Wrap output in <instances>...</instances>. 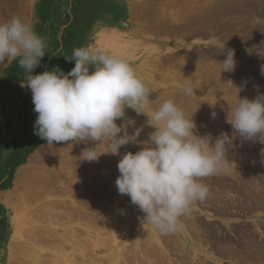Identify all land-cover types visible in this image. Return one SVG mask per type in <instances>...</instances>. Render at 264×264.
<instances>
[{
    "label": "bare ground",
    "instance_id": "obj_1",
    "mask_svg": "<svg viewBox=\"0 0 264 264\" xmlns=\"http://www.w3.org/2000/svg\"><path fill=\"white\" fill-rule=\"evenodd\" d=\"M0 1L2 2V4L0 2L2 7L0 10H4V8L10 9V0ZM104 1L107 2L104 13L101 11L95 12L96 16L93 17L94 31H92V34H97L98 38H105L106 36L108 48H114L113 52L114 50L116 51L114 55L117 56L116 53H119L120 58L124 60L125 57H129L130 52L129 49L128 52L125 50L126 47L124 49L121 48L122 39L120 34L122 33L115 31L114 28V26L123 28L122 25H124L125 17L128 14L126 7L121 5L122 1H126L130 6L129 10L132 20L137 23H144V28L141 30L144 37L147 36L151 39L153 38L152 35L176 37L183 35L185 31H190L192 34H197L198 37L199 35L202 36L201 39L210 38L213 41L214 36L224 32L222 39H220L222 41L216 39L219 45H210L208 49L204 48L205 50L192 48L185 51L172 52L158 59L156 57V64L170 66L171 68L172 66L175 68L180 66L181 71L179 69L176 72L174 71V73L158 74L159 78L156 79L154 77H157V75L151 71V68L144 65V63H140L136 67L135 72L138 77H144L149 81L150 85L147 83L146 86L152 90L150 99L153 100V105L158 106L165 99H173L184 108L190 117L193 116L195 123L199 124L205 121L212 124V121H225V123H220L221 125L214 123L205 129L197 127V134L210 133L214 138L221 131L231 134L232 128L230 124L226 123L225 109L228 107L227 104L234 105L236 103L235 98L237 96L233 84L236 86L246 84L240 93V95H243L245 90L247 91L252 87L253 79L258 81L259 78L264 77L260 72L259 64V67H255V62H252L251 56L246 51V49L259 45L264 41V25L257 24L259 19H264V0H209L208 5L206 3L203 4L207 0ZM115 1H119L120 4L118 5ZM98 2H101V0L93 2L92 0H80L78 8L83 13L85 7L89 4L90 7L92 5L94 8L99 7L100 3ZM11 9L13 10L14 8ZM20 9L24 10L26 8L21 6ZM40 11H43L42 5L35 10V15L38 16ZM84 18L78 24H84ZM148 22H152L153 25L146 26ZM97 26H99V30H97ZM223 29L226 31H222ZM235 30H237L236 33ZM237 32L240 34H237ZM223 44H226V48L230 49L232 47H245L236 52L237 67L234 72L221 73L218 62L225 58L219 51L220 46ZM152 62L149 63L152 65ZM198 70L207 71L188 80L184 79L188 71L198 72ZM182 71L184 73H181ZM186 84H191L196 89V92L194 91L190 97L184 96L182 91L177 90H183ZM244 97H248V95ZM213 111L217 113L215 119H212L211 116ZM145 136V139L148 138L147 135ZM262 147L264 145L258 142L248 141L242 144L241 140L237 138L230 149L232 152L234 151L235 156L230 157L228 153V157L234 162L238 161L237 158L241 154L246 156L247 152L252 153L255 157L256 154L260 153ZM77 154L76 156H78ZM61 157L60 155V161L63 159ZM74 158L70 165L72 172L71 174L69 173V176L65 177L61 171H57L58 174L56 176L59 180L52 194H57L60 200L47 198L41 204V207L37 206L39 209L28 205L21 206L22 204L18 205L19 207L16 206L19 208L18 212L22 213L23 217L20 218L27 219L23 221L24 226L20 222L18 214V217L14 216L13 221L11 220L9 224L2 219L0 232L7 235L10 230L18 237L15 236L14 242L11 244L13 255L8 256L5 254L4 257H0V264H30L32 261L34 262L33 264H62L59 260L55 263H49L51 260H40L41 244H55L60 249H64V245H68L72 247L74 252L79 251L80 264H97L100 257L97 258L94 249H88L89 245L86 247L81 245L80 249L76 248L82 238L80 234H77V231H74L69 226L76 221L86 233L85 241L89 243L90 239L94 238L90 245L96 246L101 243L103 247L106 246L110 249L108 257L105 259L107 260L105 264H122V262L123 264H225V261L220 259L226 260L227 264H264V222L262 223L261 220H254L253 224L246 221L242 223L225 222V226H222L218 222L210 220L217 216L237 219V217L247 216L248 214H253V212L264 211V173H261L262 168H260L261 166L264 167L263 163L251 165V170L248 173L244 171L245 173L243 174L241 171L243 166L240 167L239 164L238 166H232L229 173L219 174L215 179L204 178L202 182L209 187L207 199L202 203L196 202L191 206L190 211L181 218L182 228L180 231L163 235L150 224L142 225L140 218L143 213L137 206L130 203V197L127 195L120 196L115 184L118 174H108V171L107 174L101 173L98 168L104 164L102 162H95V165L94 162L81 161L79 156ZM100 160L103 159L101 158ZM63 164L64 162H61L60 166H62V169H68L67 165ZM105 167L109 169V166ZM238 167H240L241 173L236 169ZM245 168L242 170H245ZM234 169L236 170L234 171ZM21 177H24L23 180L28 179L27 182L34 188V191L30 190V195L27 191L26 193L24 192L25 195L23 200H20L21 202L24 201L25 203L27 201L30 204V201L43 197L46 190L39 187V184L43 183L42 186L48 185L50 182H48V179L47 181L44 180L45 178L41 179L39 175L27 176L25 172L21 174ZM53 182L51 181L50 183ZM69 186L74 190L72 202L64 199L71 193ZM27 188L30 187L27 186ZM12 195L15 194L12 193ZM10 198H13V196ZM39 202H41V199ZM123 205L125 206L122 207ZM202 209L209 211L202 215L200 214ZM143 227H149L151 235L148 236L146 234L148 237L145 238L144 236L143 239H141V236V240L138 243L129 244L128 242L133 240L136 232ZM57 228H63L65 232L61 237L53 233H57ZM24 236L27 237L25 241L23 240ZM119 245L121 247L117 249ZM76 256L60 255L67 262H64L65 264H76ZM172 256L175 260L171 259Z\"/></svg>",
    "mask_w": 264,
    "mask_h": 264
},
{
    "label": "clouds",
    "instance_id": "obj_2",
    "mask_svg": "<svg viewBox=\"0 0 264 264\" xmlns=\"http://www.w3.org/2000/svg\"><path fill=\"white\" fill-rule=\"evenodd\" d=\"M46 39L20 16L0 23V71L16 62L23 70L20 87L30 89L34 111L38 114L34 132L48 144L89 142L95 147L81 151V161L96 162L101 155L119 157L118 193L130 197V203L143 213L142 225H152L163 235L181 230V218L196 202H204L209 187L204 178L229 173L234 161L228 158L233 142H258L264 145V92L254 99L241 97L245 85L233 84L237 101L227 104L226 123L232 133L221 131L215 138L209 133L197 134V124L173 99H165L145 112L153 100L152 90L137 76L126 60L91 46L72 50L68 61L75 66L65 73L53 69L34 74L46 54ZM224 59L222 72L237 67L234 49L220 46ZM264 61V41L246 49ZM264 75V63L260 65ZM196 89L186 84L182 94L193 95ZM126 109L146 115L147 126L154 129L147 140H139L143 128L129 134L135 120L126 118ZM212 119L217 117L215 111ZM118 120L123 123L118 124ZM139 145L136 152L121 154L125 145ZM100 146L107 151L100 152ZM264 158V147L260 149Z\"/></svg>",
    "mask_w": 264,
    "mask_h": 264
},
{
    "label": "rangeland",
    "instance_id": "obj_3",
    "mask_svg": "<svg viewBox=\"0 0 264 264\" xmlns=\"http://www.w3.org/2000/svg\"><path fill=\"white\" fill-rule=\"evenodd\" d=\"M10 1H11V5L9 7L15 8V9H20L21 6L23 8L24 4L25 5L28 4L27 9L21 10V13L22 14L27 13L28 17L23 15L22 18L25 20H28L27 22H29L34 27L35 31L40 36L44 37L46 39V42H47L46 54L42 58L40 66L35 69L34 74H40L44 71H51L53 69H56L57 71L59 69H61L65 73L71 71V69L75 66V62L74 61H71V62L68 61L65 58V56H68L70 58L71 54H72V50L74 48H77V47L91 46L95 49L103 50L106 53L111 54V55H114L116 52L115 50L113 52L114 48L113 49L108 48L109 45L106 44L107 43L106 36H105V38H98L97 34H95V35L92 34L93 33L92 31H94L93 30V27H94L93 17L96 16L95 12L101 11L102 13H104L105 8H106V3H107L104 0H101V2H98V3H100V5L97 8H94L93 5H92V7H90V4H89L87 7H85V10L83 11V13H81V10L78 8V4H79L80 0L79 1H77V0H72V1L44 0L43 4H42V7L44 8V10L40 11L38 13V16L35 15V6L39 2V0H10ZM93 1H97V0H92V2ZM132 1L135 2L137 0H132ZM141 1H144V0H138L137 2H141ZM208 1L209 0H207L206 2H203V4L206 3V5H208ZM225 1H229V0H225ZM118 2H116V3L119 5L120 2L119 3ZM1 4H2V2H1ZM200 4H202V2H200ZM16 5H17V7H16ZM121 5L123 7H126L125 9L128 10V14L125 17L124 25H122L123 28H121V27L116 28V26H114V28H115V31H119L122 33V34H120L121 35L120 38L122 39L121 40V43H122L121 48L124 49L126 47L125 50H127V52L129 49L130 55H129V57H125V60L130 63V65L134 68V70L136 69L137 66L140 65V63H144V65L151 68V71H153V73L155 75H157V77L156 76L154 77L156 79L159 78L158 74L160 75V74H166V73H174V71L176 72L177 70L180 69V66L179 67L177 66V68L172 66V68H171L170 66H162V65L156 64L155 62H157L158 58H160V57L163 58L164 56H167L168 54H170L172 52L185 51V50H189L192 48H194L195 50H200V49L203 50L204 48L208 49V47L210 45L211 46L215 45V44L219 45V42L216 39L220 40V39H222L221 37L224 35L223 34L224 32H223V33H220V35H216L217 37L214 36L215 40L213 39V41L210 38L209 39L206 38L205 40L203 38L201 39L202 36L199 35V37H198L197 34H192L190 31H188V32L185 31L183 35L176 36V37L166 36V35H152L153 36L152 39L147 37V36L144 37L143 33L141 32V30H143V28H144V26H143L144 23L143 22L137 23V22H134L132 20V18L130 16V10H129L130 6L126 3V1H124V2L122 1ZM0 8H2L1 5H0ZM82 18L85 19L84 24L83 23L78 24V22H81ZM0 19H2V18H0ZM3 19L8 20L9 18L7 17V18H3ZM257 24L264 25V19H259V21H257ZM152 25H153L152 22H148L146 24V26H152ZM99 26H97L98 28L96 27L97 30H99ZM103 26L106 27L104 24H103ZM190 30H192V29H190ZM222 31H226V30L223 29ZM236 31L237 30H235V33H236ZM238 33L239 32H237V34ZM191 35H193L194 37ZM209 40H211L212 42ZM220 41H222V40H220ZM210 42H211V44H209ZM144 47H146V48H144ZM244 48L245 47H232L231 49H234L235 53H236L237 51H240V49L242 50ZM116 54L118 57H120L119 53H116ZM125 54H127V53H125ZM249 56H251V59L253 60L252 62L253 63L255 62L254 63L255 67H259L262 63H264V61L259 60L255 55H249ZM156 57H157V59H156ZM258 61H260V62H258ZM149 62H152V65ZM258 64H259V66H258ZM190 65H192V64H190ZM192 67H194V66H192ZM180 71H181V69H180ZM206 71L207 70H205V71L204 70H198V72L197 71L196 72H194V71L189 72L188 71L186 73V75L184 76V79L188 80L194 76L201 75L202 73H205ZM181 73H184V71H182ZM22 75H23V70L18 67V64L16 62L9 64L7 68L0 71V193H1L0 194V223L2 222V219H4V221L7 222L8 224L14 218V216L16 218L18 217V215H19V218L23 217L22 213L18 212L19 211L18 205H21V204H22L21 206L28 205L30 207L32 206V208H36V209L38 208L39 209V207H37V206L41 207V204H43L47 198H49V199H56L57 198L60 200V198L57 197L58 196L57 194H52V192L54 193V190L57 187V181L59 180V178L56 175L58 174L59 171H61V173L64 174L63 176H65V177L69 176L72 172L70 165L73 161L74 156H75V158H77L78 156L80 157L82 149L85 148L87 145H88L87 147H89V146L95 147V144L93 145V143H91V142H89L90 145L84 144V143L77 144V143H74L71 141H69V143L68 142L67 143L61 142L58 144V143L54 142L53 144H48V142L46 140H43L38 135H36L34 132V124H35V120H36L38 114L34 111V104L32 102V93H31L30 89L20 87V80L22 79ZM139 78L145 84L148 83L150 85L149 81L146 78H144V77H139ZM263 78L264 77L259 78L258 81L253 79V81H252L253 84H251L252 87H250V89H248L247 91L245 90V93L243 95H240V96L244 97V96L248 95V98L254 99L256 97V94H257L256 93L257 86L259 87V89L262 87L259 90L260 92H264V79ZM256 82H258V83H256ZM166 89H168V88H166ZM177 90L182 91L180 89H177ZM235 101H237V97L235 98ZM154 106L155 105H153V103H151L149 106L146 107L145 112L146 113L150 112L153 108L157 107V106H155V107ZM126 118H132L135 120V126L134 127L130 126L127 129L129 134L133 133L135 128H141V127L143 128V131L141 132L139 140H144L146 137L145 135H147V137H148L149 133L154 131L153 128L147 126L146 121L148 118L146 115H143V114L138 115L133 109H126ZM117 123L121 124V123H123V120H118ZM214 123H217V125H221L222 123H225V121H221V120L217 121V122L212 121V124H214ZM196 124H197V127H201L202 129H205L207 126L212 125L211 123H207L205 121H204V123L202 122V123H199V124L196 123ZM147 139L148 138H146L145 140H147ZM75 144H77V145H75ZM62 145H63V147L61 148ZM79 145H82V146H79ZM138 149H139V145L129 144V145L123 146L120 151H121V154H123L127 151L136 152V151H138ZM56 151H59V152H56ZM98 151L105 152V151H107V147L106 146H100ZM77 152H78V154H77ZM57 153H59V154H57ZM34 154H35V156H34ZM68 154H69V156H68ZM76 154L78 156H76ZM229 154H230L229 155L230 157L235 156L234 151L232 152V150L229 151ZM250 154H251V157H250ZM60 155L62 156L61 159L63 158L61 161H60ZM65 156H66V158H65ZM71 156H72V158H71ZM246 156H248L249 158ZM246 156L244 154L243 155L241 154L240 157L237 158L238 161H235V163L232 165V166H234V165L238 166L240 164L239 165L240 167L243 166V167H241L242 169L247 166V168H245V170L241 169L243 174L245 172L248 173L251 170V168H250L251 165L254 166V164L257 165L260 163L264 164V158H262L260 156V153L256 154L254 157V155H252V153L247 152ZM101 158L103 160H100ZM100 159L96 162L97 163H99V162L104 163L100 166V168H98L101 170V171L99 170L101 173L107 174L109 172L108 174H112V175L118 174L119 175V171L117 168V164L119 161L118 156L111 155V154H104V155L100 156ZM61 162L62 163L64 162L63 165H67L66 167L68 169H62V166H60ZM242 162H246V163H242ZM2 163H3V165H1ZM68 164H69V166H68ZM94 164L96 165L95 162H94ZM22 166L24 167V169ZM105 166H109V169H108V167L106 168ZM240 167H238L236 169L239 170ZM103 168L105 171L103 170ZM111 168H112V170H110ZM260 168H262L261 173L263 174L264 173V170H263L264 167L261 166ZM236 169H234V171ZM241 171L239 170L240 173H241ZM23 172H25V174L27 176L28 175H30V176L39 175L41 179L45 178L44 180H46V181L48 179V182L49 181L53 182V180H54L53 183L49 182L48 185L42 186L43 183L39 184V187L46 190L43 197L41 196V198H40L41 202H39L40 199H34V201H32V202L30 201V204L27 201L25 203H24V201H22V202L20 201V200H23V197H24L26 191L28 193L31 191H34L33 190L34 188L31 187V184L29 182H27L28 179L23 180L25 176L21 177V174ZM42 172H45V173H42ZM218 175L219 174L214 175V176H210L209 178L208 177L207 178L208 179H210V178L215 179ZM220 175H224V173H220ZM20 186H24L25 188L20 187ZM27 186L30 188H27ZM69 187L71 188V190H70L71 193L69 195H67V197H64V199H66L69 202H72L73 198H74V195H73L74 190L72 189L71 186H69ZM12 193H14L15 195H12ZM49 194H51V195L49 196ZM29 195H30V193H29ZM12 196H13V198H10ZM120 196L122 197L124 195L120 194ZM8 197H9V199H8ZM37 203H39V204H37ZM16 206H18V207H16ZM124 206L125 205H123L122 207H124ZM208 211L209 210H207V209H202L200 214L205 215V212H208ZM28 216H29V214H28ZM259 218H261V219H259ZM206 219L208 220V218H206ZM25 220H27V219H25V218L21 219L20 218V222H22V225H23V221H25ZM210 220H212V221L214 220V222H218L222 226H225V222H227V223L228 222H230V223H234V222L242 223V222L246 221V222L253 224L254 220L255 221L261 220V222L263 223L264 222V211L253 212V214L251 213V214H248L247 216L237 217V219L231 218V217H218L217 216L216 218H213ZM145 224L147 225V223H145ZM37 225H39V224H37ZM69 226L71 228H73L74 231H77V234H80V236L82 238L80 243L78 244V246H76V248L80 249L81 245H83L84 247L89 245L88 249L89 250L94 249L95 254L97 255V258L100 257V258H98L100 263L97 262V264H103V262L105 264L107 261L105 259H107L110 249H108V247H106V246L103 247V244H101V243L100 244L98 243L96 246L90 245V242L94 238H91L89 243L87 241H85L84 239H85L86 233H84L85 231L82 230V227L78 225L77 221L71 223ZM25 227H26V225H25ZM9 228H10V226H9ZM53 233H55V234L59 235V237H61L65 232H64L63 228L62 229L57 228V233L56 232H53ZM146 234L148 236L151 235L149 227L140 228V230L138 232H136V234H135L136 237L133 236V240L129 241L128 243L129 244L130 243H138L141 239L144 238V236H145V238L148 237ZM15 236L18 237V235L13 234L10 230H9L7 235L2 234L0 232V237L2 238V239L0 238V246H1L0 247V257H4L5 254H7L8 256L13 255V253H12L13 251L11 250V244L14 242ZM141 236H142V238H141ZM26 239H27V237L24 236L23 240L25 241ZM134 239H136V240H134ZM90 246H92V247H90ZM40 247L42 248V252H41V254H39L40 260H44V261L51 260L49 263H55V262H57V260H59L60 263L65 264L64 262H66V261L60 257L61 254L63 256L64 255H71V256L77 255L75 257V260L77 259L75 263L76 264L81 263V260L79 261V259H81L79 251L74 252L72 247H70L68 245L67 246L64 245V249H60V247L56 246L55 244H50V245L41 244ZM118 247L120 248L121 245L117 246V249H119ZM66 248L68 249V251ZM23 249H25V248H23ZM46 254H47V256H46ZM43 255H44V257H43ZM102 258H103V260H101ZM171 259L175 260V258L173 256L171 257ZM220 260L225 261V264H227L226 260H224V259H220ZM33 263H34L33 261L30 262V264H33ZM122 264H123V262H122Z\"/></svg>",
    "mask_w": 264,
    "mask_h": 264
},
{
    "label": "crops",
    "instance_id": "obj_4",
    "mask_svg": "<svg viewBox=\"0 0 264 264\" xmlns=\"http://www.w3.org/2000/svg\"><path fill=\"white\" fill-rule=\"evenodd\" d=\"M44 0H39V2L36 4V6H35V10L36 9H38V7L40 8V5H42V2H43ZM61 1H63V0H61ZM67 1H72V0H67ZM77 1H79V0H77ZM27 5L28 4H26V5H24V7L27 9ZM11 9V8H10ZM5 9L4 8V10L2 9V10H0V11H2L1 13H0V18H2V20L0 19V23H2V22H5L6 21V19H3L4 17L5 18H11L12 16H20V17H22L23 16V14L22 13H20V11H21V9ZM7 10V11H6ZM43 10H44V8H43ZM5 12H7V13H5ZM9 13V14H8ZM10 13H12V14H10ZM5 14H8V15H5ZM2 15H3V17H2ZM27 15V13H25V15L24 16H26ZM7 16V17H6ZM27 21V20H26ZM13 63V62H12Z\"/></svg>",
    "mask_w": 264,
    "mask_h": 264
}]
</instances>
